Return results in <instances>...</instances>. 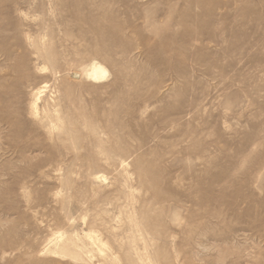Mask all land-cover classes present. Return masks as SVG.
<instances>
[{
	"label": "rangeland",
	"instance_id": "1",
	"mask_svg": "<svg viewBox=\"0 0 264 264\" xmlns=\"http://www.w3.org/2000/svg\"><path fill=\"white\" fill-rule=\"evenodd\" d=\"M0 264H264V0H0Z\"/></svg>",
	"mask_w": 264,
	"mask_h": 264
},
{
	"label": "bare ground",
	"instance_id": "2",
	"mask_svg": "<svg viewBox=\"0 0 264 264\" xmlns=\"http://www.w3.org/2000/svg\"><path fill=\"white\" fill-rule=\"evenodd\" d=\"M105 73H106V70L103 68V66L98 65V64L95 63L91 67V70L89 72V76L93 77V78H101V77H103L105 75Z\"/></svg>",
	"mask_w": 264,
	"mask_h": 264
}]
</instances>
